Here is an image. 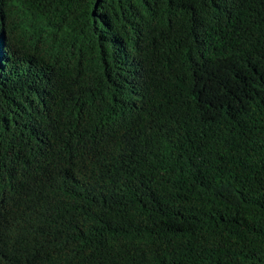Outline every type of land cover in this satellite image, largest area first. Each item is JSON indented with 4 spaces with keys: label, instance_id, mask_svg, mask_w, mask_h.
Masks as SVG:
<instances>
[{
    "label": "trees",
    "instance_id": "16d2710c",
    "mask_svg": "<svg viewBox=\"0 0 264 264\" xmlns=\"http://www.w3.org/2000/svg\"><path fill=\"white\" fill-rule=\"evenodd\" d=\"M0 264H264V0H0Z\"/></svg>",
    "mask_w": 264,
    "mask_h": 264
}]
</instances>
